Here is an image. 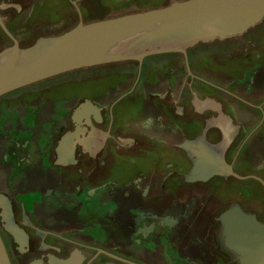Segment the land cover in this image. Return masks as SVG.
<instances>
[{
	"label": "flooded vegetation",
	"instance_id": "flooded-vegetation-1",
	"mask_svg": "<svg viewBox=\"0 0 264 264\" xmlns=\"http://www.w3.org/2000/svg\"><path fill=\"white\" fill-rule=\"evenodd\" d=\"M174 1L0 0V51ZM198 150L229 174L187 179L218 173L197 170ZM233 204L264 222V19L0 96V236L12 264H243L220 219Z\"/></svg>",
	"mask_w": 264,
	"mask_h": 264
},
{
	"label": "water",
	"instance_id": "water-1",
	"mask_svg": "<svg viewBox=\"0 0 264 264\" xmlns=\"http://www.w3.org/2000/svg\"><path fill=\"white\" fill-rule=\"evenodd\" d=\"M263 19L264 0H177L120 16L80 20L63 32L39 37L31 45L22 47L15 40L14 45L2 49L0 96L78 68L142 60L155 53L186 52L199 42L243 33ZM187 143L183 147L187 148ZM196 152L197 170L211 165L210 169L218 173H192L187 179L229 174L224 173L228 167L223 158ZM220 219L226 244L241 262L264 264V222L239 204L228 207ZM0 264H12L1 236Z\"/></svg>",
	"mask_w": 264,
	"mask_h": 264
}]
</instances>
